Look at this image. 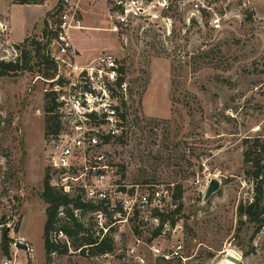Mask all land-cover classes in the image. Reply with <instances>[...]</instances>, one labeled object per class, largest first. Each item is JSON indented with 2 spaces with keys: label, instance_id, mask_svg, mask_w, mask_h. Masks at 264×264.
I'll return each instance as SVG.
<instances>
[{
  "label": "rangeland",
  "instance_id": "374dc122",
  "mask_svg": "<svg viewBox=\"0 0 264 264\" xmlns=\"http://www.w3.org/2000/svg\"><path fill=\"white\" fill-rule=\"evenodd\" d=\"M72 1L78 65L107 52L125 70L128 131L109 148L118 166L112 191L139 202L168 190L158 213L169 218L154 237L157 209L127 221L117 213L115 224L86 213L94 233L112 229L113 253L82 257L67 241L69 254H53L49 264H264V226L257 233L238 214L255 195L246 153L258 158L255 141L264 142V0H145L131 6L123 25L110 0ZM63 3L50 0L48 14L61 6L59 17ZM44 19L27 52L33 41L45 43ZM18 57L1 34L0 60ZM77 81L72 76L62 88L37 72L0 77V264H47L42 192L52 136H45V95H73ZM212 180L220 190L204 202ZM153 246L165 253L182 247L181 258L156 257Z\"/></svg>",
  "mask_w": 264,
  "mask_h": 264
},
{
  "label": "built area",
  "instance_id": "2783aa9c",
  "mask_svg": "<svg viewBox=\"0 0 264 264\" xmlns=\"http://www.w3.org/2000/svg\"><path fill=\"white\" fill-rule=\"evenodd\" d=\"M144 1L114 0L117 20L123 25L131 12V6L143 4ZM62 6L57 22L50 20L48 23L49 31L54 35L48 51L58 71L56 78L50 82L63 88L73 76L78 80V87L75 85L74 94L68 97L59 89L52 91L56 93L59 104L57 113L62 129L50 140L51 185L68 194L80 190L86 200L94 203L107 201L111 209L120 206L122 212L118 213V217L126 221L136 211L162 209L170 198L168 190H154L139 202L134 201L124 190L112 191L118 176V166L109 148L117 139L125 138L128 131L125 70L117 57L107 52L89 65H78L77 52L70 35L73 26L79 23L73 15L78 4L64 0ZM215 24L216 28H220L219 21L216 20ZM59 78L67 84H58ZM97 217L102 220L104 216L98 214ZM181 249L178 246L165 253L156 246L149 248L154 256L166 261L181 258Z\"/></svg>",
  "mask_w": 264,
  "mask_h": 264
},
{
  "label": "trees",
  "instance_id": "16d2710c",
  "mask_svg": "<svg viewBox=\"0 0 264 264\" xmlns=\"http://www.w3.org/2000/svg\"><path fill=\"white\" fill-rule=\"evenodd\" d=\"M20 4L27 5H40L46 0H18ZM114 2V0H110ZM150 1V0H146ZM180 2L182 0H174ZM61 6L57 7L54 13H49L44 19L43 37L45 43H39L33 41L29 46L31 50L27 52L26 46L30 37H27L22 43V47L15 45V49L20 51V57L14 61L0 60V77H10L21 74L23 72L33 73L37 72L43 75L45 80H54L58 75L57 66L50 58L48 51V45L50 40L54 38V35L49 31V21L53 20L57 22V15ZM116 9H112L114 12ZM50 16V18H48ZM26 45V46H25ZM23 50V51H22ZM58 84L64 85L66 81L59 78ZM53 84V83H52ZM67 84V83H66ZM56 93L49 92L45 95V136H55L61 131V122L57 109L59 104L56 101ZM254 151L259 154L258 158L250 161L251 151L246 153V164L252 162L253 180L255 186V195L253 201L249 204H241L238 208V214L240 218L246 217L250 224L256 226V232L264 226V142L261 143L256 139ZM42 200L47 205L46 209V223L44 226V246L47 264L51 261V256L57 254L65 256L69 254V248L67 241L72 244L74 252L82 257H98L103 255L112 254L115 249V240L112 235V229L106 224L104 229H100L97 233L91 230L90 224L85 223L83 216L86 213L93 212L95 214H101L105 218L109 217L111 223L115 224L116 220H112L114 215L121 213L120 206L115 209H111L107 201H88L85 198V194L77 190L75 193H65L62 189L56 188L51 185V177L49 170L46 172L44 179V187L42 192ZM76 212H80L81 215H77ZM156 210L154 217H158L160 221L159 227L154 232V237L161 234V231L168 220V215L165 217L158 213ZM135 217L138 216V212H135ZM155 219V218H154ZM157 220V218L155 219ZM175 221L171 219L170 226H174ZM6 233V232H5ZM65 238V241L57 239L60 236ZM4 243H8L7 235L3 236ZM18 248H24L18 246ZM6 255H9L8 249Z\"/></svg>",
  "mask_w": 264,
  "mask_h": 264
},
{
  "label": "crops",
  "instance_id": "0c3cea01",
  "mask_svg": "<svg viewBox=\"0 0 264 264\" xmlns=\"http://www.w3.org/2000/svg\"><path fill=\"white\" fill-rule=\"evenodd\" d=\"M49 1L46 0L40 5H27L20 4L18 0H0V25L5 28L0 35L6 39L7 46L19 45L36 33L40 21L54 7L53 4L48 10ZM72 43L77 49L73 41Z\"/></svg>",
  "mask_w": 264,
  "mask_h": 264
},
{
  "label": "water",
  "instance_id": "95a60500",
  "mask_svg": "<svg viewBox=\"0 0 264 264\" xmlns=\"http://www.w3.org/2000/svg\"><path fill=\"white\" fill-rule=\"evenodd\" d=\"M219 190H220V183L217 180H212L207 187V190L204 196V202H207ZM23 245L27 246V243L23 242Z\"/></svg>",
  "mask_w": 264,
  "mask_h": 264
}]
</instances>
